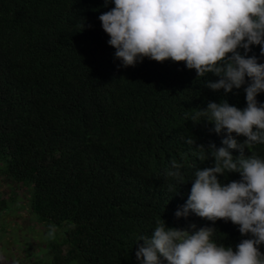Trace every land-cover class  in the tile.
Wrapping results in <instances>:
<instances>
[{"label": "trees", "instance_id": "1", "mask_svg": "<svg viewBox=\"0 0 264 264\" xmlns=\"http://www.w3.org/2000/svg\"><path fill=\"white\" fill-rule=\"evenodd\" d=\"M112 7L104 0H0V175L25 186L46 233L50 225L60 233L45 241L39 251L51 260L39 264H140L138 237L161 217L189 231L214 227L213 239L234 247L247 238L237 225L175 212L195 170L213 164L196 146L220 147L225 138L188 116L222 99L245 108L243 87L212 91L205 79L217 77H197L171 60L123 67L99 20ZM253 54L264 63L259 46ZM257 100L264 103V93ZM251 151L264 157V144ZM173 159L183 165L184 184L165 175ZM9 211L0 201V213Z\"/></svg>", "mask_w": 264, "mask_h": 264}, {"label": "clouds", "instance_id": "2", "mask_svg": "<svg viewBox=\"0 0 264 264\" xmlns=\"http://www.w3.org/2000/svg\"><path fill=\"white\" fill-rule=\"evenodd\" d=\"M110 2L114 7L99 20L123 67H135L144 58L171 60L195 70L197 77H217L205 79L204 86L212 91L228 94L243 87L246 94L243 109L222 99L195 108L188 116L194 124H213L212 130L225 138L220 147L196 146L201 160L206 155L213 164L195 170L190 194L175 216L195 214L212 224L230 221L247 238L226 246L213 239L214 227L189 231L168 227L161 217L150 235L138 237L137 260L140 264H264V157L251 151L264 144V103L257 100L264 93V63L249 55L253 46H259L264 56V0H104L105 7ZM240 136L243 142L236 138ZM187 143L193 145L195 140L189 138ZM233 150L240 155L234 157ZM182 168L173 159L165 175L184 184ZM229 173L240 178L226 183L219 179ZM56 233V226L50 225L46 238L55 240Z\"/></svg>", "mask_w": 264, "mask_h": 264}, {"label": "rangeland", "instance_id": "3", "mask_svg": "<svg viewBox=\"0 0 264 264\" xmlns=\"http://www.w3.org/2000/svg\"><path fill=\"white\" fill-rule=\"evenodd\" d=\"M4 177L0 175V201L8 202L10 211L0 213V264H39L45 256L39 250L49 241L47 227L34 220L25 186ZM63 251L66 252L65 247ZM45 259L50 261L51 256L46 255Z\"/></svg>", "mask_w": 264, "mask_h": 264}]
</instances>
